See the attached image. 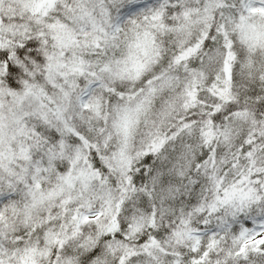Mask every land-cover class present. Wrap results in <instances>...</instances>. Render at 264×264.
<instances>
[{
    "label": "snow or ice",
    "instance_id": "1",
    "mask_svg": "<svg viewBox=\"0 0 264 264\" xmlns=\"http://www.w3.org/2000/svg\"><path fill=\"white\" fill-rule=\"evenodd\" d=\"M0 264H264V0H0Z\"/></svg>",
    "mask_w": 264,
    "mask_h": 264
}]
</instances>
